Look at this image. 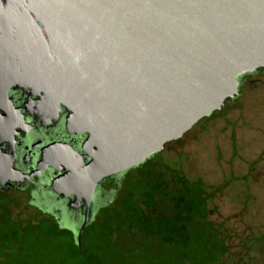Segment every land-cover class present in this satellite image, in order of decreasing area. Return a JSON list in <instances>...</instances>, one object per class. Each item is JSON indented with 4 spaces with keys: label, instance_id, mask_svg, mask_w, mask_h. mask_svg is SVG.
<instances>
[{
    "label": "water",
    "instance_id": "water-1",
    "mask_svg": "<svg viewBox=\"0 0 264 264\" xmlns=\"http://www.w3.org/2000/svg\"><path fill=\"white\" fill-rule=\"evenodd\" d=\"M0 69L88 134L91 161L53 186L65 179L89 203L100 181L181 139L264 69V0H0Z\"/></svg>",
    "mask_w": 264,
    "mask_h": 264
},
{
    "label": "flooded vegetation",
    "instance_id": "flooded-vegetation-1",
    "mask_svg": "<svg viewBox=\"0 0 264 264\" xmlns=\"http://www.w3.org/2000/svg\"><path fill=\"white\" fill-rule=\"evenodd\" d=\"M256 72L243 75L240 87ZM26 82L9 83L0 74V208L7 219L0 224V245L21 238L18 226L32 225L42 227L46 238L60 240L77 264H105L93 239L108 230L114 240L124 239L125 253L137 264H160L161 249L177 251L178 264H204L200 259L215 256L212 243L221 242L224 230L210 219L215 193L185 186L180 171L157 173L155 163L167 145L138 166L100 181L89 203L70 193L65 179L58 182L59 193L54 181L92 159L83 148L88 134L69 132L70 110ZM51 145L59 147L46 156Z\"/></svg>",
    "mask_w": 264,
    "mask_h": 264
},
{
    "label": "rangeland",
    "instance_id": "rangeland-1",
    "mask_svg": "<svg viewBox=\"0 0 264 264\" xmlns=\"http://www.w3.org/2000/svg\"><path fill=\"white\" fill-rule=\"evenodd\" d=\"M155 166L161 174L180 171L185 181L202 182L197 187L215 193L209 198L215 211L210 219L222 224L224 230L221 242L216 239L212 244L225 247L224 254H215H220L217 264H264V69L247 77L240 94L222 111L200 121L182 139L167 144ZM4 214L2 207L0 224L6 223ZM17 229L21 234L17 242L0 245V264H77L60 240L45 237L42 227ZM113 238L108 230L93 239L104 263L137 264L135 256L125 253L124 239L119 242ZM195 246L199 247L198 243ZM188 250L194 253L195 247ZM160 251L164 257L160 264L179 263L177 251ZM147 264L154 263L148 260Z\"/></svg>",
    "mask_w": 264,
    "mask_h": 264
},
{
    "label": "trees",
    "instance_id": "trees-1",
    "mask_svg": "<svg viewBox=\"0 0 264 264\" xmlns=\"http://www.w3.org/2000/svg\"><path fill=\"white\" fill-rule=\"evenodd\" d=\"M184 185L187 186V187H193V188H197V189H201L202 190V188H199L197 186H202L203 183L202 182L195 183V182L187 181V182H185ZM199 194L201 195L200 192H199ZM215 248H216V251H215ZM212 251H214L215 253L220 252V254H223L224 253V249L222 248V246L220 245V243L215 244V247H214V249H212ZM220 254L215 255L210 260L204 259V258L203 259H200V260L203 261L204 264H207V262H210V264H217L218 261H220V259L218 260Z\"/></svg>",
    "mask_w": 264,
    "mask_h": 264
}]
</instances>
